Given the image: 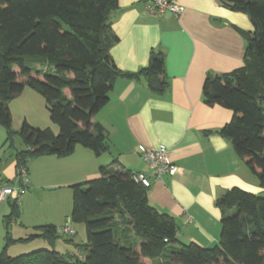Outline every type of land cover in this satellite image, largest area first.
<instances>
[{"label": "trees", "instance_id": "obj_1", "mask_svg": "<svg viewBox=\"0 0 264 264\" xmlns=\"http://www.w3.org/2000/svg\"><path fill=\"white\" fill-rule=\"evenodd\" d=\"M217 1L247 14L253 29L242 32V65L206 76L202 97L207 105L232 111L218 132L255 173L264 193V0ZM116 7L117 0H0V125L9 145L15 136L21 140L17 166L25 165L28 156L69 155L77 145L96 155L104 152L105 130L94 115L107 103L115 79L143 78L158 94L167 89L161 53L152 52L148 63L134 72L114 64L108 48L116 36L110 34L108 15ZM25 86L44 99L57 133L24 120L18 130L12 129L8 102ZM99 170L98 178L71 187L70 219L84 226L86 237L75 244L81 258L52 247L58 236L52 225L39 226L40 234L12 239L8 223L19 209L11 202L0 264H145L142 258L150 264H264V194L226 190L215 201L221 215L218 243L201 247L178 240L174 218L148 200L147 187L132 179V171ZM129 233L140 241L139 250ZM40 236L49 248L7 254L9 243Z\"/></svg>", "mask_w": 264, "mask_h": 264}, {"label": "crops", "instance_id": "obj_2", "mask_svg": "<svg viewBox=\"0 0 264 264\" xmlns=\"http://www.w3.org/2000/svg\"><path fill=\"white\" fill-rule=\"evenodd\" d=\"M179 2L182 9L177 15H159L147 11L146 0H117V7L108 15L110 34L116 36L108 48L114 64L122 71L134 72L148 63L152 52L161 53L168 87L158 94L147 88L143 78H117L107 103L94 115L105 130L104 152L96 155L77 145L63 157L28 156L24 161L27 188L18 204V215L8 223L12 239L40 234L39 226L52 225L58 235L52 240V247L60 254H77L81 258L75 244L84 243L86 237L81 232L75 238L79 223L70 219L72 185L98 178L101 166L150 173L139 157L141 147L163 144L168 160L178 167L174 175L152 178L147 196L157 209L174 218L180 242L201 247L217 244L221 215L216 199L233 187L254 194L263 192L255 173L236 154L230 140L218 132L231 119L232 111L207 105L201 90L206 76L242 65V32H251L252 24L247 14L232 11L217 0ZM5 137L0 125V182L13 185L18 183L16 150L23 149V145L18 136L13 137L12 145L5 142ZM53 190L65 191L63 204L43 211L42 205L33 209L40 192ZM11 202L0 201V250L5 243L4 217L10 213ZM31 207L32 211L47 215L33 218L29 212L27 218L26 209ZM65 222L74 234L57 232ZM129 236L132 239L134 234ZM132 241L139 250L140 241L136 237ZM16 243L21 242L9 243L6 252ZM142 261L151 263L148 258Z\"/></svg>", "mask_w": 264, "mask_h": 264}, {"label": "built area", "instance_id": "obj_3", "mask_svg": "<svg viewBox=\"0 0 264 264\" xmlns=\"http://www.w3.org/2000/svg\"><path fill=\"white\" fill-rule=\"evenodd\" d=\"M145 6L149 13L159 15H177L182 9V4L179 0H146ZM167 154V149L163 144L149 149L141 147L139 157L150 173L132 171V179L144 187H149L152 178L159 179L164 175H174L178 171V167L168 160ZM16 178L18 180L17 184L12 185L0 182V201H13L19 204L28 184V173L25 165L19 164L16 167ZM57 232L72 235L74 234V229L68 222H65L61 227L57 228Z\"/></svg>", "mask_w": 264, "mask_h": 264}, {"label": "rangeland", "instance_id": "obj_4", "mask_svg": "<svg viewBox=\"0 0 264 264\" xmlns=\"http://www.w3.org/2000/svg\"><path fill=\"white\" fill-rule=\"evenodd\" d=\"M9 108L11 111V127L15 130H17L20 127L22 121L24 120L31 126L33 124H37V126L41 125L38 127H45L46 124L48 125V127L49 126L52 127L55 133L58 132L57 125L52 123L48 117L44 99L28 86L24 87L23 93L11 99V101L9 102ZM64 192L65 191L62 190L61 191L53 190L51 192H40L37 196L35 207L33 209H38L40 205H42L41 211L49 208L51 205H55L59 207V204H63V195H65ZM70 193L72 195V190L70 191ZM263 194L264 193H261V195ZM70 201H71V196H70ZM29 212L31 214L33 213L32 214L33 218L36 215L39 216H43V214L47 215V213L45 212L32 211V207H31V209L29 210L26 209L27 218H29L30 215ZM68 220L70 219L68 218ZM78 225H79V227H77L79 228L78 234L75 236V238L78 237L81 234V232L85 234L83 225L82 224H78ZM134 238L135 237L133 236L132 240ZM46 246H47L46 242L40 236L32 240L16 243L15 246L10 247L9 253L7 252V254L9 256H16L19 254L29 253L36 249L47 248Z\"/></svg>", "mask_w": 264, "mask_h": 264}]
</instances>
